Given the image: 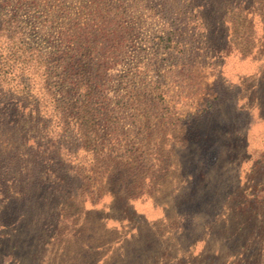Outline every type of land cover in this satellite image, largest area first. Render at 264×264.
<instances>
[{"label":"rangeland","instance_id":"1","mask_svg":"<svg viewBox=\"0 0 264 264\" xmlns=\"http://www.w3.org/2000/svg\"><path fill=\"white\" fill-rule=\"evenodd\" d=\"M95 2L120 41L104 90L117 89L130 70L159 77L157 108L143 104L127 112L138 118L128 115L132 126H111L108 143L126 154L110 162L118 168L109 184L100 178L98 189H81L89 197L27 200L45 189H0V264H264V1L251 29L232 9L231 33L202 29L172 57L156 46L157 11L132 0H0V15L17 44L54 53L65 48L64 33L95 18ZM221 34L229 55L216 63Z\"/></svg>","mask_w":264,"mask_h":264},{"label":"trees","instance_id":"2","mask_svg":"<svg viewBox=\"0 0 264 264\" xmlns=\"http://www.w3.org/2000/svg\"><path fill=\"white\" fill-rule=\"evenodd\" d=\"M132 1L134 7L157 11L152 16L162 22V27L156 46L168 48L165 54L170 57L174 52H185L202 29L214 34L218 27H226L231 33L228 13L232 9L244 13L243 21L250 29L262 9L256 7L258 0H156L153 9L150 4L155 0ZM98 4L94 5L95 18L83 25L76 23L64 33L66 46L54 53L30 41L25 43L27 46L17 44L16 35L7 29L9 21L0 15V189H45L40 194L27 192V200L42 198L46 192V199L52 202L71 196L87 197L81 189H98L100 178L109 184L118 168L110 162L122 160L126 154V148L119 151L121 143H108L111 130L123 128L122 122L131 125L129 114L135 123L138 121L135 113H127L130 110L138 112L143 104L157 108L155 92L162 83L159 77H138L130 70L117 89L104 90L109 82L108 59L120 41L112 29L111 17H98L104 14ZM189 28L192 34L188 41L182 35ZM100 41L102 47L98 50ZM228 44L225 34L213 44L211 58L216 63L227 60ZM185 59L196 60L195 54L189 53ZM100 97L103 101L98 109L94 104ZM208 106L214 109L212 103ZM97 112L102 119L97 118ZM133 137L138 139V134ZM89 171L92 173L87 175ZM69 189L77 191L71 193ZM30 210L27 208V217ZM55 216L58 220L59 212ZM241 230L245 231L244 227Z\"/></svg>","mask_w":264,"mask_h":264}]
</instances>
